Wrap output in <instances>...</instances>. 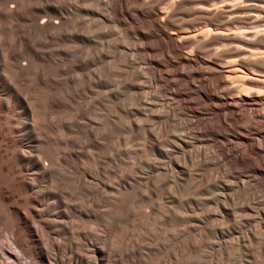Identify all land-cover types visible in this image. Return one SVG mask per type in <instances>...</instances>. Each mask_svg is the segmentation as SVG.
I'll return each instance as SVG.
<instances>
[{"label": "bare ground", "instance_id": "6f19581e", "mask_svg": "<svg viewBox=\"0 0 264 264\" xmlns=\"http://www.w3.org/2000/svg\"><path fill=\"white\" fill-rule=\"evenodd\" d=\"M239 1L0 0V264H264V0Z\"/></svg>", "mask_w": 264, "mask_h": 264}, {"label": "rangeland", "instance_id": "374dc122", "mask_svg": "<svg viewBox=\"0 0 264 264\" xmlns=\"http://www.w3.org/2000/svg\"><path fill=\"white\" fill-rule=\"evenodd\" d=\"M146 1H148V0H146ZM181 1H183V0H172V2H174V4H175V2L178 4V7L179 8H182V9H187V6L186 5H184ZM230 3L232 4H234V5H237V4H239L240 3V1L239 0H230ZM135 4V3H134ZM134 4H131L129 7H133L134 6ZM185 7V8H184ZM165 11H167L168 12V8H166L165 9ZM117 19L119 20V25L117 26L116 25V27H115V30L116 31H121L122 30V28L123 27H128V28H132L133 27V23L130 21V20H127L126 18H124V16L122 15V16H119V17H117ZM162 27V24H158L157 26H156V28H161ZM237 33H239V32H236L235 34L236 35H238V36H240L241 35V32L239 33V34H237ZM158 34V33H157ZM208 37V36H207ZM210 37V36H209ZM134 38V37H133ZM123 39H124V42L125 41H127L126 43H128V44H130V45H132V43H135L134 42V40L132 39V37H123ZM122 39V40H123ZM145 53H139L138 54V56H139V58H144L145 56ZM159 59V58H158ZM143 63L140 65V67H142V68H145L146 66L144 65V60L142 61ZM148 77H150V75H148ZM158 84V85H157ZM161 84L162 83H154L153 85H154V87H158V86H161ZM195 87H197V84H195L194 85ZM171 88V87H170ZM124 91V90H123ZM125 92V91H124ZM216 96H218V95H220V90H217V92H216V94H215ZM133 108V107H132ZM131 113V111H129L128 110V113H124L123 115H122V136L123 137H125V135H126V132H127V121H128V119H129V114ZM178 120L179 119H181L180 121H182L185 125H187L188 123H189V121L186 119V118H184V117H182V116H178V118H177ZM253 120V122L255 123V124H257V125H259L260 124V120L258 119L257 120V118H255V119H252ZM255 120V121H254ZM188 122V123H187ZM189 125V124H188ZM225 125L226 126H229L228 125V122H226L225 123ZM190 128V127H189ZM249 129H251L250 128V126H248L247 125V128H245V129H242V131L243 132H241L242 133V135H244V136H247L246 134H247V131L249 130ZM229 130H231V131H233V132H238L237 130H234L232 127H230L229 126ZM231 134V133H230ZM247 138L248 139H250V140H255L256 139V137L254 136V135H248L247 136ZM164 141H165V139H164ZM222 142V143H221ZM140 143V139H139V137L138 136H136V135H132L129 139H123L122 138V150H125V149H129V150H131L132 152H134V154L133 155H131V156H139V149H140V147H139V144ZM219 145L222 147V148H224V149H228V148H230L231 146L233 147L234 145H233V143L232 144H230L229 142H225V141H220L219 142ZM228 145V146H227ZM236 149H240V147L239 146H234ZM207 148L208 147H206L205 148V150H207ZM24 151H25V149H23ZM204 150V149H203ZM144 152V154L146 155V156H150V154H151V151H149V149H145V151H143ZM232 154V153H231ZM233 155V154H232ZM192 159H195V155H193L192 157H191ZM179 162H180V165L181 166H184V167H187L188 169L190 168V164L188 163V162H185V161H183L181 158H179ZM194 172L195 171H193L192 173L194 174ZM196 174V173H195ZM190 196V198L191 197H193L194 199H197V198H199V195H195V196H193V195H189ZM97 235L99 236H103V234L102 233H97ZM58 242H60V241H58ZM0 243H1V245H4V247H3V249H5V248H11V244L8 242V239L7 238H0ZM61 243V242H60ZM81 248H82V246L81 245H79V249L81 250ZM1 254H3L2 253V251H1V249H0V256H1ZM79 254L80 255H82L83 253L82 252H79ZM243 254V253H242ZM244 255H246V256H248V254H245L244 253ZM247 259V258H246ZM248 261L250 260V259H247ZM251 261V260H250Z\"/></svg>", "mask_w": 264, "mask_h": 264}]
</instances>
